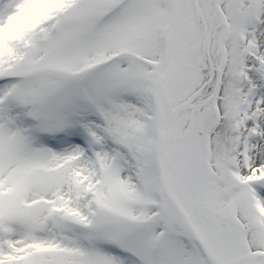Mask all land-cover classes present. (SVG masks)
<instances>
[{
	"label": "snow or ice",
	"instance_id": "obj_1",
	"mask_svg": "<svg viewBox=\"0 0 264 264\" xmlns=\"http://www.w3.org/2000/svg\"><path fill=\"white\" fill-rule=\"evenodd\" d=\"M0 264H264V0H0Z\"/></svg>",
	"mask_w": 264,
	"mask_h": 264
}]
</instances>
